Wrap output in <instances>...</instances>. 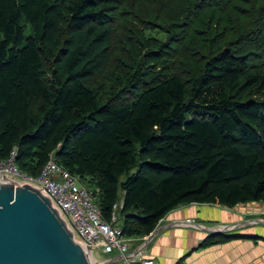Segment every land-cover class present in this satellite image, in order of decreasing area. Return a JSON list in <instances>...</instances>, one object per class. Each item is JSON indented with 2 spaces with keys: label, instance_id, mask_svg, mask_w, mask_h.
Listing matches in <instances>:
<instances>
[{
  "label": "trees",
  "instance_id": "trees-1",
  "mask_svg": "<svg viewBox=\"0 0 264 264\" xmlns=\"http://www.w3.org/2000/svg\"><path fill=\"white\" fill-rule=\"evenodd\" d=\"M78 176L122 235L264 203V0H0V159ZM245 234L210 233L205 248ZM111 257V256H108Z\"/></svg>",
  "mask_w": 264,
  "mask_h": 264
},
{
  "label": "water",
  "instance_id": "water-1",
  "mask_svg": "<svg viewBox=\"0 0 264 264\" xmlns=\"http://www.w3.org/2000/svg\"><path fill=\"white\" fill-rule=\"evenodd\" d=\"M191 224L209 233L223 232ZM105 263L98 262L79 242L63 215L38 187L1 172L0 264Z\"/></svg>",
  "mask_w": 264,
  "mask_h": 264
},
{
  "label": "built area",
  "instance_id": "built-area-1",
  "mask_svg": "<svg viewBox=\"0 0 264 264\" xmlns=\"http://www.w3.org/2000/svg\"><path fill=\"white\" fill-rule=\"evenodd\" d=\"M16 149L5 159H0L1 172L15 175L20 180L34 184L55 205L79 242L94 252L109 255L115 264H153V259L144 257L142 250L130 251V240L122 235L118 212L122 199L113 203L109 220L101 217L93 201L91 191L80 183L79 177L62 168L52 156L36 176L19 170L15 163ZM187 219V223H190ZM114 264V263H113Z\"/></svg>",
  "mask_w": 264,
  "mask_h": 264
},
{
  "label": "crops",
  "instance_id": "crops-1",
  "mask_svg": "<svg viewBox=\"0 0 264 264\" xmlns=\"http://www.w3.org/2000/svg\"><path fill=\"white\" fill-rule=\"evenodd\" d=\"M179 212L182 215L184 211L175 210L164 216L152 235L129 239L130 251L142 250L144 257L153 259V264H264L261 239H236L198 248L207 230L199 225L176 224L182 220L178 219ZM189 213L186 212V219L196 217ZM253 236L264 237V232H255ZM137 242L141 244L137 246Z\"/></svg>",
  "mask_w": 264,
  "mask_h": 264
},
{
  "label": "rangeland",
  "instance_id": "rangeland-1",
  "mask_svg": "<svg viewBox=\"0 0 264 264\" xmlns=\"http://www.w3.org/2000/svg\"><path fill=\"white\" fill-rule=\"evenodd\" d=\"M175 210L184 211L182 215L180 212L177 215L179 216L178 219H182L176 222V224L180 225H191V223L196 222L207 228L212 227L222 230L223 232L220 233L225 234H245L253 236L255 232H264V203L260 201L241 203L232 207L221 206L219 204L192 203L179 206L171 211ZM171 211L165 216L168 217ZM186 212H190L189 214L196 216L195 218H189L191 220L190 223L186 222ZM117 224L120 225L121 221L118 220ZM204 230L207 229L204 228ZM208 234L210 233L208 232ZM139 244L141 242H137V246ZM94 256L98 262L105 261L107 262L105 264L116 263V260L111 262L110 258L112 257H108L109 255L94 252Z\"/></svg>",
  "mask_w": 264,
  "mask_h": 264
}]
</instances>
